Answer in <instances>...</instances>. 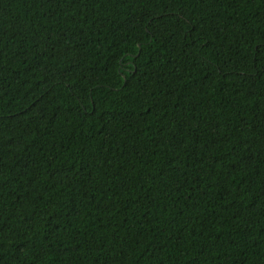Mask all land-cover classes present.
Returning <instances> with one entry per match:
<instances>
[{
  "label": "trees",
  "instance_id": "1",
  "mask_svg": "<svg viewBox=\"0 0 264 264\" xmlns=\"http://www.w3.org/2000/svg\"><path fill=\"white\" fill-rule=\"evenodd\" d=\"M0 264H264V0H0Z\"/></svg>",
  "mask_w": 264,
  "mask_h": 264
}]
</instances>
